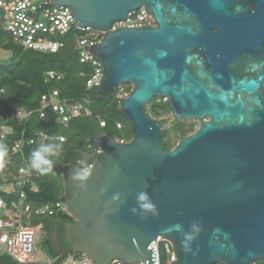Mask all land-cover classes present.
Instances as JSON below:
<instances>
[{
	"label": "water",
	"instance_id": "95a60500",
	"mask_svg": "<svg viewBox=\"0 0 264 264\" xmlns=\"http://www.w3.org/2000/svg\"><path fill=\"white\" fill-rule=\"evenodd\" d=\"M53 3L82 27L107 31L91 50L103 66L94 92L131 85L120 111L133 137L91 138L99 152L86 180L74 178L80 163L59 166L70 217L47 228L52 264L74 253L94 264H155L149 246L159 236L180 264L264 260V0ZM141 7L155 26L110 31ZM155 98L176 120L199 122L171 150L146 110Z\"/></svg>",
	"mask_w": 264,
	"mask_h": 264
},
{
	"label": "trees",
	"instance_id": "16d2710c",
	"mask_svg": "<svg viewBox=\"0 0 264 264\" xmlns=\"http://www.w3.org/2000/svg\"><path fill=\"white\" fill-rule=\"evenodd\" d=\"M62 40L65 46L57 53L37 52L15 42L4 30L0 20V47L11 53L10 61L0 65V150L5 152L0 164V196L9 209L18 208L22 203L29 204L31 213L40 220L38 225L47 226L49 231L68 216H38L35 210L43 205L53 206L55 202H65L59 166L80 163L86 167L94 163L97 154L91 147V138L94 136L110 135L125 141L133 137L132 125L122 115L116 94L99 96L87 89L89 67L79 62L75 39L69 34L62 37ZM50 70L63 74L62 80L48 81L46 72ZM128 87L130 91L131 86ZM53 90H58L69 104L81 106V115L70 120L67 125L56 123L51 110L47 118L41 119L39 116L41 96ZM146 110L155 118L170 112L167 101L160 98H155ZM19 111H26L29 116L20 117ZM101 121L106 122L104 128L100 126ZM118 123L122 124V129H118ZM161 123L160 140L166 150H171L179 142L172 141V132L176 133L178 140L187 136L183 122L174 120V131L163 128L166 120H161ZM3 127L9 128L4 138L1 137ZM59 137H63L64 141H60ZM20 140H24V144L14 153L13 147ZM41 145L53 146V154H46V158L53 162L51 171L43 174L31 165L32 153ZM20 168H25L31 176L30 182L24 186L19 185ZM33 185L37 187L36 192L32 190ZM20 191L26 193L24 201L19 197ZM47 243L52 259L56 258L50 236ZM0 264L19 263L2 255ZM256 264H264V260Z\"/></svg>",
	"mask_w": 264,
	"mask_h": 264
},
{
	"label": "built area",
	"instance_id": "2783aa9c",
	"mask_svg": "<svg viewBox=\"0 0 264 264\" xmlns=\"http://www.w3.org/2000/svg\"><path fill=\"white\" fill-rule=\"evenodd\" d=\"M127 19L116 21L111 26L110 31H117L122 27L142 28L155 26V19L151 12L141 7L136 11L128 13ZM0 20L3 23L4 30L13 37L15 42L21 43L25 48L37 52L54 54L65 46L62 37L72 35L75 39V50L78 53L79 62L89 67L87 73L86 87L93 90L100 84L103 74V66L100 61L95 59L91 50L95 45L102 43L104 34L107 31L98 30L91 26L82 27L77 23L70 8L65 6L56 7L53 0H0ZM63 74L50 70L46 72L48 81H60ZM128 84L120 85L115 93L117 99L121 101L129 94ZM51 110L55 115L56 123L67 125L73 118L81 115V106L79 104H69L63 99L58 90L43 94L40 99L39 116L44 114L45 119L48 111ZM20 117L26 118L29 113L26 111L18 112ZM100 126L104 128L106 122L101 121ZM118 129H122V124H117ZM2 138L9 132V128L3 127ZM64 141L63 137H59ZM117 142L124 143L125 140L116 139ZM33 141H31L32 143ZM24 140L18 141L13 152L17 153ZM99 151H96L98 154ZM93 163L84 167L92 168ZM19 185L24 186L30 182V174L25 168L19 169ZM33 191H37L35 185ZM22 201L26 199L24 191L19 192ZM20 207V206H19ZM5 200L0 196V254L11 257L19 264H35V246L36 232L43 227L39 225H18L16 220L7 213ZM19 211L30 212L31 206L22 203ZM38 216H53L62 214L70 216V211L65 202L58 201L52 205H43L35 210ZM26 216V215H23ZM155 252V264H180L175 246L168 237L159 236L149 246ZM165 253V259L162 260V253ZM49 263L52 262L49 260ZM61 264H94L85 254H72ZM110 264H143V262L125 263L120 260H113Z\"/></svg>",
	"mask_w": 264,
	"mask_h": 264
},
{
	"label": "rangeland",
	"instance_id": "374dc122",
	"mask_svg": "<svg viewBox=\"0 0 264 264\" xmlns=\"http://www.w3.org/2000/svg\"><path fill=\"white\" fill-rule=\"evenodd\" d=\"M5 53L8 55V58H9L6 61H10L11 53L10 52H5ZM6 61H2V62L5 63ZM129 86H131V85H129ZM113 93H115V92H113ZM115 97H117V94L115 95ZM162 100L164 102L166 101V99H162ZM150 105L147 108H149ZM150 115L153 116L152 114H150ZM157 119H159L160 121L166 120V123L163 126V128H167V129H170L171 131H174L173 130L174 129V120H176V119L173 117L171 112L166 113L165 115H163L162 117L157 118ZM181 122H183V124H184V128L187 131V135L194 133L199 128V122L194 121L192 119H185V120H182ZM176 136H177L176 133L172 132V141L174 143L179 141L178 137H176ZM94 155H95V153H94ZM96 157H97V154H96ZM6 211L12 218H14V220H16L18 225H20V224L32 225L33 223H34L33 225H38V223L40 221L37 219V216L33 215L32 213L27 214L26 216H23L15 208H10V209L7 208ZM31 221L33 223H31ZM47 228H48L47 226L43 225V227L36 232V246H35L36 263L35 264H49L48 263L49 260L51 262H53L55 260V258L52 259V255L50 254V250H49L48 245H47ZM164 259H165V253L163 251L162 260L164 261ZM261 261H259V262H261Z\"/></svg>",
	"mask_w": 264,
	"mask_h": 264
},
{
	"label": "clouds",
	"instance_id": "9594fccd",
	"mask_svg": "<svg viewBox=\"0 0 264 264\" xmlns=\"http://www.w3.org/2000/svg\"><path fill=\"white\" fill-rule=\"evenodd\" d=\"M44 117V114H41V118ZM46 154H53V146L52 145H41V147L34 151L32 153V159H31V165L34 169L40 171L42 174L47 173L51 171V165L52 161L50 159L46 158ZM5 156V152L3 150H0V164L3 162V158ZM89 168H85L83 173L77 174L76 179L80 180H86L88 175H89ZM141 200H146L147 197L145 195H141L140 197ZM147 208H150V204H145L144 205Z\"/></svg>",
	"mask_w": 264,
	"mask_h": 264
},
{
	"label": "crops",
	"instance_id": "0c3cea01",
	"mask_svg": "<svg viewBox=\"0 0 264 264\" xmlns=\"http://www.w3.org/2000/svg\"><path fill=\"white\" fill-rule=\"evenodd\" d=\"M5 52H8V51H5V50H3V49L0 47V65L9 62V61H6V60H8L9 58H8V55H7ZM2 61H6V62L4 63V62H2ZM15 209H16L17 211H19V210L21 209V205H20V207L15 208ZM2 255H3V254H0V256H2ZM10 258H11V257H10Z\"/></svg>",
	"mask_w": 264,
	"mask_h": 264
},
{
	"label": "bare ground",
	"instance_id": "6f19581e",
	"mask_svg": "<svg viewBox=\"0 0 264 264\" xmlns=\"http://www.w3.org/2000/svg\"><path fill=\"white\" fill-rule=\"evenodd\" d=\"M32 188H33V187H32ZM19 212H20L22 215H27V214H30L32 211H30V212L19 211ZM2 216H3V214L0 215V217H2ZM42 225H43V224H42ZM34 226H36V225H34ZM74 254H76V253H74ZM68 257H69V256H68ZM55 259H56V258H55ZM65 260H66V259H65ZM65 260H64V261H65ZM17 263H18V262H17ZM48 263H49V262H48ZM52 263H53V262H52ZM52 263H51V264H52ZM49 264H50V263H49Z\"/></svg>",
	"mask_w": 264,
	"mask_h": 264
}]
</instances>
